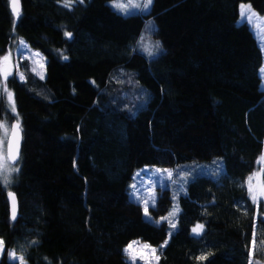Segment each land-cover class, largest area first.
Wrapping results in <instances>:
<instances>
[{"label": "trees", "instance_id": "1", "mask_svg": "<svg viewBox=\"0 0 264 264\" xmlns=\"http://www.w3.org/2000/svg\"><path fill=\"white\" fill-rule=\"evenodd\" d=\"M110 1L20 0L17 18L0 0V56L17 36L46 58L45 77L25 61L23 79L7 78L18 116L0 99V124L18 119L22 130L19 171L0 180V264H19L10 249L27 264H130L131 240L164 242L157 220L171 205L159 189L146 219L129 195L135 170L213 157L223 173L185 186L158 264H264V201L247 186L264 165L263 54L239 22L241 2L264 19V0H153L145 15ZM149 18L163 48L150 59L137 46Z\"/></svg>", "mask_w": 264, "mask_h": 264}, {"label": "rangeland", "instance_id": "2", "mask_svg": "<svg viewBox=\"0 0 264 264\" xmlns=\"http://www.w3.org/2000/svg\"><path fill=\"white\" fill-rule=\"evenodd\" d=\"M153 2V0H152ZM115 3H123L128 5V8L126 11H122L116 7H114ZM144 0H113L109 2V5L118 13L123 15H130V14H147L151 11L152 4L148 9L143 8H134L132 5L134 4H140L143 5ZM241 4L245 5L246 7H250L251 12L255 13L256 15L253 17L251 21H249L246 17L239 18V22H246L254 32L259 46L262 50L263 54V64L260 68V76H261V89L264 90V19L260 17L251 7V5L247 2H241L239 4V12H240V6ZM154 28V21L152 18H149L145 21L144 27L142 29V32L140 34V38L138 39V49L141 53L145 55L146 58H154L163 50V48L160 45V42L158 39L154 38L151 34L152 29ZM21 41H23V45L21 44ZM157 44L159 47H157ZM149 52H151V55H149ZM11 53L10 61H9V69L11 74L8 76L15 75L16 77H19V73L22 72V65L25 61L29 62L31 69L40 77H45V70H46V58L45 56L38 50L33 49L28 46V44L21 38H18L17 36L13 37L11 40V44L9 45L7 51L0 56L2 58L4 55H8ZM35 53H39V56H35ZM129 75V83L133 89L139 88V82L131 77V71H128ZM133 74V73H132ZM138 83V85H137ZM4 86V79L3 75L0 74V93H2ZM147 97H148V92ZM0 99L4 101L6 104L7 109L9 110L10 114L12 116H16V113H12L6 98V94H0ZM11 122L8 120H3L2 124H6L8 126V135H5V131L3 128H1L0 133V139L4 140V153L6 155V142L7 138L10 134L11 129ZM15 166V165H14ZM264 170V165H260V169L250 176L253 178V187L256 188L258 184L261 182H264V177L262 175V172ZM224 171L223 162L220 157H213L210 160L206 161H197L192 160L188 162L183 163H176L173 166L170 167H160V166H143L141 168H138L135 170L133 174L132 181L129 185V195L130 198L133 199L135 202L139 203L142 207L143 216L153 221V217L151 213L149 212V209L151 207H154L157 203L158 193L159 189H169L171 192V205L167 211L166 214H164L163 217H161L159 220H157V223L165 222L167 227V237L164 240L163 243H161L159 246L151 245L147 242L141 241L140 239H134L131 240L124 248V253L126 255V260L133 264L132 257L125 252V249L128 248L129 244H132L134 241L139 242L138 245L133 246V255H135V261L134 264H158L155 257L151 255L150 249H143L142 246L144 244L150 245L151 248L157 249L156 255H160L161 245H164L165 242L169 241L172 234L176 231L178 226V216L180 213V204H179V198L181 196V193L185 186L188 184L189 181L194 179L195 177L199 175H205L209 176L213 179H218L221 174ZM168 172L172 173L171 178L168 177ZM14 173V172H13ZM12 173V175H13ZM12 175L10 178H12ZM249 176V177H250ZM4 187L9 185H5L3 181L1 180ZM247 186H248V179H247ZM250 195V194H249ZM251 197V196H250ZM147 200L148 202V212L149 215L145 216L144 214V202ZM259 201H264V197H258V203ZM176 209V214L174 216H171L170 213L173 212V210ZM167 217L168 219H163ZM169 220H171L173 223L176 224V227L173 229L170 227ZM200 225V224H197ZM193 226L191 229V233L193 235H196L192 230L197 226ZM169 233L171 235L169 236ZM3 253V252H1ZM2 254H0L1 258ZM143 257V258H142ZM13 260V259H11ZM16 261V260H13ZM252 264H263L258 261L252 260ZM27 264V263H26Z\"/></svg>", "mask_w": 264, "mask_h": 264}, {"label": "snow or ice", "instance_id": "3", "mask_svg": "<svg viewBox=\"0 0 264 264\" xmlns=\"http://www.w3.org/2000/svg\"><path fill=\"white\" fill-rule=\"evenodd\" d=\"M81 3H83V0H80ZM64 4L66 7H70L71 0H64ZM152 4V0H144L143 5L140 4H134L132 7L134 8H143V9H148L150 5ZM11 7H12V12L13 14L18 18L20 15V0H11ZM114 7L126 11L128 8V5L123 4V3H115ZM240 14L241 17H246L249 21L253 19V17L256 15L255 13L251 12L250 7H246L245 5L241 4L240 6ZM65 35L69 38H71V33L66 32ZM21 44L23 45V41H21ZM157 47L159 45L157 44ZM35 56H39V53H35ZM149 55H151V52H149ZM11 53L8 55H4L2 58H0V74L3 75L4 79V86L2 93L0 94H6V98L10 107V110L12 113H16V105H15V99H14V94L12 91L9 90L7 86V78L11 74L10 69H9V61H10ZM64 59H67V56L64 57ZM34 70V69H33ZM20 79L24 78V74L21 72L19 73ZM18 116V114H17ZM0 128H3L5 131V135H8V126L6 124H0ZM11 138L7 142V154L5 155L4 153V140L0 139V180L3 181L5 185H7L10 182V177L13 172H18L19 168L16 165V161L19 158V141H20V129H19V120L17 119L16 123L11 126V133H10ZM260 162L264 163V155H261L260 157ZM172 173L168 172V177L171 178ZM253 178L250 176L248 178V191L251 196V199L253 200L254 203H258V197H264V182H261L260 184L257 185L256 188L253 187ZM9 195L12 197L13 202H15V196L12 193H9ZM176 209L173 210L172 213H170L171 216H174L176 214ZM144 214L145 216L149 215L148 212V202L145 200L144 202ZM13 219H15V210H13ZM163 219H168L167 217ZM169 224L171 228H175L176 224L173 223L171 220H169ZM204 225L200 224L197 225L192 231L196 234L199 235L201 231L203 230ZM171 233H169V236ZM253 236H255V233H253ZM264 243V241H262ZM139 242H133L132 244L128 245V248L125 249V252H127L133 259V264L135 261V255H133V246L138 245ZM253 248L255 247L256 241L253 239L252 241ZM166 246V242L164 245H161V248ZM5 247L4 241L0 239V252H3ZM143 249H150V253L152 256L155 257L156 261H159V256L156 255L157 249L151 248L150 245L144 244L142 246ZM9 258L13 260H17L19 264H26L25 259L22 255H17V253L14 250H9L8 252ZM251 255V253H250ZM143 258V257H142ZM205 257H201L200 259H204ZM249 264H252L251 260L249 261Z\"/></svg>", "mask_w": 264, "mask_h": 264}, {"label": "water", "instance_id": "4", "mask_svg": "<svg viewBox=\"0 0 264 264\" xmlns=\"http://www.w3.org/2000/svg\"><path fill=\"white\" fill-rule=\"evenodd\" d=\"M9 6H10V10L12 11V7H11V0H9ZM20 12H21V3H20ZM13 13V12H12ZM17 120H14L12 123H11V126L14 125L16 123ZM19 129H20V141H19V158H20V153H21V146H22V130H21V126H20V123H19ZM10 133H11V129H10ZM11 138L10 134L7 138V142L8 140ZM7 142H6V154H7ZM19 158L18 160L16 161V163L19 161ZM9 202H10V212H11V216L13 217V210H15V218L17 217L18 215V204H17V201H16V197H15V202H13V199L12 197L10 196V199H9Z\"/></svg>", "mask_w": 264, "mask_h": 264}, {"label": "bare ground", "instance_id": "5", "mask_svg": "<svg viewBox=\"0 0 264 264\" xmlns=\"http://www.w3.org/2000/svg\"><path fill=\"white\" fill-rule=\"evenodd\" d=\"M0 254H2V253L0 252Z\"/></svg>", "mask_w": 264, "mask_h": 264}]
</instances>
